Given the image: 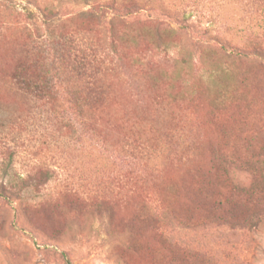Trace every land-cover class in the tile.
Here are the masks:
<instances>
[{"label": "rangeland", "instance_id": "rangeland-1", "mask_svg": "<svg viewBox=\"0 0 264 264\" xmlns=\"http://www.w3.org/2000/svg\"><path fill=\"white\" fill-rule=\"evenodd\" d=\"M15 1L0 0V264H264V0H154L112 25L50 0L54 33L104 62L83 110L65 79L51 103L13 85L39 23Z\"/></svg>", "mask_w": 264, "mask_h": 264}, {"label": "trees", "instance_id": "trees-1", "mask_svg": "<svg viewBox=\"0 0 264 264\" xmlns=\"http://www.w3.org/2000/svg\"><path fill=\"white\" fill-rule=\"evenodd\" d=\"M27 6L21 7L27 14L32 24L35 19L39 22L33 36L28 39L23 52L25 60L19 62L12 79L13 85L23 94L34 97H47L51 103L56 98L55 86L57 82L65 79L73 83V102L80 109H91L101 99L104 88L99 81V75L103 68V60L94 45L80 40L71 35L54 33L56 27V11L50 6V0H24ZM154 0H74L73 4H88L90 7L85 12L86 16L98 20L99 23L112 25L117 19L127 18L136 14L150 17V4ZM3 5L9 11L15 10L20 5L15 0H3ZM29 6L35 12L28 9ZM61 6V5H60ZM150 8V9H148ZM160 14L167 11L164 7L158 9ZM183 20L187 22V15L183 12ZM49 32V33H47ZM54 41L53 47L47 46V41ZM262 56L258 51L252 53ZM41 99V98H39ZM242 165H250L248 161ZM7 172L9 163L5 165ZM11 181H9L10 183ZM6 187L0 186V189Z\"/></svg>", "mask_w": 264, "mask_h": 264}]
</instances>
